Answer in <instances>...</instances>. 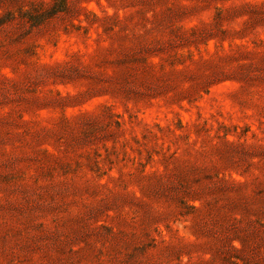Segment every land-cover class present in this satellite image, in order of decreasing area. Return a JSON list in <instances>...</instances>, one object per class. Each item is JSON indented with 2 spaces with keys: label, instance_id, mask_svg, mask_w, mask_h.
I'll list each match as a JSON object with an SVG mask.
<instances>
[{
  "label": "rangeland",
  "instance_id": "rangeland-1",
  "mask_svg": "<svg viewBox=\"0 0 264 264\" xmlns=\"http://www.w3.org/2000/svg\"><path fill=\"white\" fill-rule=\"evenodd\" d=\"M0 264H264V0H0Z\"/></svg>",
  "mask_w": 264,
  "mask_h": 264
}]
</instances>
